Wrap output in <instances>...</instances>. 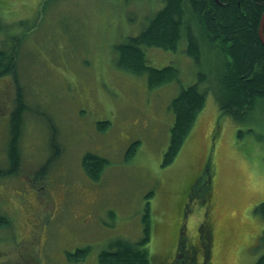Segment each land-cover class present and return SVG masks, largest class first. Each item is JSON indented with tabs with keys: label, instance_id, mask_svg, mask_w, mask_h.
Listing matches in <instances>:
<instances>
[{
	"label": "rangeland",
	"instance_id": "1",
	"mask_svg": "<svg viewBox=\"0 0 264 264\" xmlns=\"http://www.w3.org/2000/svg\"><path fill=\"white\" fill-rule=\"evenodd\" d=\"M161 6V0H0V49L15 54L24 109L15 170L7 139L16 83L0 76V171H16L0 176V214L9 223L0 226V264H98L110 240L142 236L146 202L150 263L155 253L159 264H249L264 253V219L253 211L264 201V102L237 121L222 115L211 90L222 59L205 47L195 63L185 39L174 51L146 49L149 65L176 69L174 79L156 87L145 74L118 67L116 46ZM201 70L208 78L199 85L205 105L177 156L162 165L171 100ZM103 121L109 123L99 131ZM90 151L108 159L97 181L81 167ZM180 230L196 249L188 261L182 252L181 263H172ZM87 245L81 262L65 258Z\"/></svg>",
	"mask_w": 264,
	"mask_h": 264
},
{
	"label": "trees",
	"instance_id": "2",
	"mask_svg": "<svg viewBox=\"0 0 264 264\" xmlns=\"http://www.w3.org/2000/svg\"><path fill=\"white\" fill-rule=\"evenodd\" d=\"M161 4L162 6L154 12L136 35L127 37L116 46L118 67L131 73L145 74L148 86L156 87L174 79L176 69L171 65L160 68L149 65L146 61V49L155 46L174 51L181 49L178 42L185 39L184 51L195 63H200L205 47L212 50V52L208 50L210 55L217 52L222 59H220V67L216 69L217 84L211 86L222 115L237 121L245 118L259 100L264 102V45L258 36L260 18L264 12V0H161ZM2 27L3 22L0 19V30ZM11 50H14V46ZM14 55L12 52L8 54L0 49V76L10 74L16 83V98L14 109L9 116L7 139L9 165L16 170L19 161L16 143L20 136L24 109L19 97L21 87L15 74ZM197 74V81L182 87L171 100L170 108L174 119L170 127L169 142L163 153L162 165L171 163L177 156L205 105L206 91L200 90L199 85L208 81V78L203 70ZM108 123L107 121L98 123L99 131H104L103 126ZM238 134H241L240 130ZM53 144L49 142L52 147ZM107 163V158L91 151L83 154L81 158V167L86 177L92 181L98 180ZM15 170L11 172L9 168L0 171V176H5L9 172L15 174ZM44 170L43 166L38 171L37 179H43ZM205 186L207 187V184ZM148 208L146 202L142 218V236L137 241L122 236L110 240L106 248L99 251L98 264H159L155 260V253L150 263L147 249L151 231ZM253 211L264 219V201L255 205ZM8 224V219L0 214V226ZM181 232L182 230L179 232V237L177 234L175 257L172 263H181L177 258L182 252L185 253L188 261L189 256L196 249L194 245L187 243ZM260 242L264 245V227ZM202 246L205 256L210 246L207 231L203 233ZM88 251V245L78 247L74 251H66L65 258L71 263H78L84 260ZM184 264L193 263L188 261ZM249 264H264V253Z\"/></svg>",
	"mask_w": 264,
	"mask_h": 264
},
{
	"label": "water",
	"instance_id": "3",
	"mask_svg": "<svg viewBox=\"0 0 264 264\" xmlns=\"http://www.w3.org/2000/svg\"><path fill=\"white\" fill-rule=\"evenodd\" d=\"M259 25H260L261 28H263V26H264V13H263L262 17L260 18ZM260 38H261V42L264 44V37H263V35L260 36Z\"/></svg>",
	"mask_w": 264,
	"mask_h": 264
},
{
	"label": "bare ground",
	"instance_id": "4",
	"mask_svg": "<svg viewBox=\"0 0 264 264\" xmlns=\"http://www.w3.org/2000/svg\"><path fill=\"white\" fill-rule=\"evenodd\" d=\"M264 13V12H263ZM263 15V14H262ZM262 17V16H261ZM263 35V37H264V34H263V28H261L260 27V25H259V28H258V36H259V38H260V36H262ZM260 41H261V38H260ZM263 44V43H262ZM264 45V44H263Z\"/></svg>",
	"mask_w": 264,
	"mask_h": 264
},
{
	"label": "flooded vegetation",
	"instance_id": "5",
	"mask_svg": "<svg viewBox=\"0 0 264 264\" xmlns=\"http://www.w3.org/2000/svg\"><path fill=\"white\" fill-rule=\"evenodd\" d=\"M260 39V38H259Z\"/></svg>",
	"mask_w": 264,
	"mask_h": 264
}]
</instances>
